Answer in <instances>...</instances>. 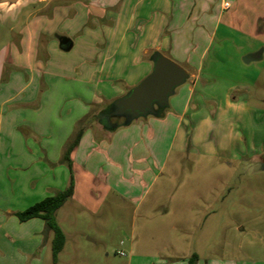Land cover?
I'll use <instances>...</instances> for the list:
<instances>
[{"label":"rangeland","instance_id":"rangeland-1","mask_svg":"<svg viewBox=\"0 0 264 264\" xmlns=\"http://www.w3.org/2000/svg\"><path fill=\"white\" fill-rule=\"evenodd\" d=\"M60 1L35 0L22 6L15 18L12 13L0 15V48L10 40L12 31L9 29L14 31L17 22L20 27H25L30 19L28 13L35 12L36 6L49 10ZM101 1L103 3L76 0L69 3V8L65 4L57 12L63 16L59 14L49 25L57 27V34L68 30L75 42L73 47L62 51L50 43L46 56L37 52L33 62L35 70L27 72L24 78L30 79L26 85L22 79L9 81L8 78L0 83V99L6 96L8 89L10 93L16 92L14 98L2 104L4 119L8 114L14 128L8 127L9 130L0 136V172L13 180L18 178L20 182L15 185L9 182L6 186L7 206L23 210L63 189L70 174L75 183L74 176L80 170L74 163L68 165L62 160L64 148L82 122L90 117L81 120L83 107L88 104L87 111L92 113L93 106L88 102L95 96H106L112 85V82L97 77L86 81L85 68L88 70L89 66L87 61L83 62L89 48H100L94 39H97V33H103L109 27L107 19L121 5L120 0ZM211 1L209 7L214 5L216 15L220 0ZM226 1L229 6L216 20L219 25L217 35L202 57V74L206 77L198 78L195 93L208 97L224 94L231 100L232 95L238 97L241 92L231 90L229 86L244 80L245 94H241L240 99L250 114L246 117L243 111L237 110L218 116L210 110L212 124L199 125L197 131H192L194 141L191 134L182 143L176 140L167 152L166 165L155 182L143 188L142 180L146 181V178L138 179L131 191L124 187L131 178L126 180L124 177L140 172L137 169L142 161L139 152L133 147L126 153L116 148L109 156L106 148L98 146L102 139L105 144L108 142L104 137L110 132L106 128L98 131L87 127L92 133V139L90 136L89 139L96 147L86 146L83 150L101 153L103 165H107L101 171L115 170L121 181L116 183L114 178H107L108 190L100 180L103 172L97 175L98 182L80 179L77 194L67 198L54 211L55 223L64 235L54 263L52 232L45 229L43 219L35 217L20 222L13 217L21 227L16 233L11 226L3 228L0 223V264H178L183 260L186 262L192 252L197 255L194 264H264V169L256 163L245 165L247 162L239 161L255 150L257 152L250 159L255 157L264 163V0ZM146 5V1L138 3L137 8ZM154 14H158L155 9L148 12L149 16ZM165 14L162 32L168 37L171 21L169 13ZM191 22L189 31L200 27L208 39L211 21ZM184 27L181 38L187 41L191 33H184L188 31ZM89 29H97L96 35L84 36ZM55 33H51L53 40ZM103 36L104 33L102 40ZM204 45L203 41L193 37L188 49L170 54L166 51L165 56L188 72H194L195 61ZM247 48L262 55L249 65L243 58ZM244 68L250 70L243 71ZM8 74L7 69L4 75ZM188 80L175 87L174 94L182 93L190 85ZM113 85L120 87L121 94L131 87L126 88L121 82H113ZM163 108L164 116H174L169 105ZM153 118H156L153 114L139 116L131 124L134 126ZM121 120L118 116L110 117L111 124ZM32 127L38 132L35 136L31 133ZM165 128L167 143L171 129L169 125ZM148 131H144L145 138ZM66 134L68 140L63 142ZM138 137H141L140 133ZM60 143L62 147H59ZM179 144L181 148L177 149ZM24 148L36 160L33 165L28 161L26 168L21 167L24 160L20 161L18 156L19 150ZM126 163L128 170H124ZM96 171H100L99 168ZM23 172L36 173L31 192L26 189V184H22L24 180L20 173ZM0 213L6 214L2 208ZM5 218L8 220L9 214ZM118 251L124 255H119Z\"/></svg>","mask_w":264,"mask_h":264},{"label":"crops","instance_id":"crops-1","mask_svg":"<svg viewBox=\"0 0 264 264\" xmlns=\"http://www.w3.org/2000/svg\"><path fill=\"white\" fill-rule=\"evenodd\" d=\"M34 1L35 0H28L27 3L20 5L16 10L0 15L5 16L9 13H12L13 18H15L22 6L34 3ZM75 1L76 0H62L59 2L60 4H55L53 7H51V9L49 8V10H41L42 8L40 6H36L37 9L35 12L28 13L30 19L25 27H20L17 22V26H15L14 31L12 28L9 29V31H12L10 40L8 44L0 48V83L1 81H6L9 78V81H18L22 79L26 85L30 79L24 78L27 76V72H30L34 69L35 65H33V62L37 58V52L42 56H46V52L47 49L49 50L50 43H53L54 45L56 44L57 47L62 51H69L73 47L75 42L71 39L69 31L67 30L66 33L62 32V34H57L55 33L57 27L50 26L49 23L55 20L59 14H61L59 16H63L62 13H57L59 9H62L65 4H67V7L69 8V3ZM89 1L103 3L101 0ZM113 1L114 0L111 2ZM145 1L147 2L146 6L137 8L138 3ZM119 2L121 4L120 8L110 15L108 19V16L106 17L109 27L103 30L104 40L101 38L103 33L99 32L96 35L97 29H89V32L84 33V36L89 34L96 35L97 39L95 38L94 40H97L98 46H100V48H89V52H87V54L84 56L83 62L87 61L89 66L88 70L85 68L86 74H88L86 81L95 80L97 77L100 78L99 80L105 79L109 83L112 82V85L109 87V91L106 96L101 98H96L95 96L92 101L88 102L93 106L92 113L91 110L89 112L87 111L88 104L83 107L84 115L81 120L83 121V118L90 116L89 121H83L86 129L80 135L77 144L71 149L68 155L69 164L74 163V165L80 170L78 175L74 176L75 183L72 194L73 196L77 194L80 179H86L87 181L94 179L96 182H98L99 177H97V175L100 176L102 172L103 178L100 177V180L104 181L103 185H105V189H110L107 178H114V182L116 181V183L121 181L120 175L116 173L117 171L108 169L101 171V169H104L107 166L106 164L103 165L104 156L101 153L98 152L95 154L83 150V148L86 146H94L93 148L96 147L95 143L89 139V136L92 139V133L89 130L90 128L87 127H94L98 129V131H102L106 128V131L110 132L106 137H104L108 139H106L108 142L105 144L104 140L102 139L98 146L100 149L102 147L104 149L106 148V152L109 156L114 154L113 152L116 148H121L120 150L122 153H126L128 149L131 151L132 147L139 152V157L142 158V161H140V165L137 166V169L140 172L137 174L129 173V175L126 174V177H124L126 180L131 178V181H126L124 185L125 190L131 191V186L138 183V179L142 180L146 178V181L142 180L144 182L143 188H146V186L147 188L151 186L161 171L164 169L168 157L167 152H170L169 150L174 147L175 141L181 140L182 143L189 134H191L193 141L196 140L195 134L192 133V131H197L199 129V125H211L213 121L212 114L220 116L229 113L230 111L236 112L237 110L243 111L244 115L246 114V117L248 114H250L249 111L247 112L244 102H242L240 99V95L245 94L244 90L246 87L243 85L244 80L237 81L232 86H229L231 90L236 89L241 92L238 97L232 95L231 100H229V97L226 95L224 96V94L208 97L205 94L201 95L195 93L198 78L206 77L202 74L203 70L201 67L203 54L206 48L209 46L210 41L217 35L219 25L216 23V20L219 18L222 11L229 6L228 1L220 0L216 15L215 11L213 12L214 5L209 7V4H212L211 0H120ZM225 3H227V5H225ZM122 4H124V7ZM154 9L157 10L158 14L149 16L148 12ZM165 13H169L171 21V23H169L171 29L168 37H166V34H163L162 32V26L165 25ZM99 18L102 19L103 17L99 16ZM207 19L210 20L212 24L210 25L211 28L208 39H206V33L199 29L200 27L196 26L192 28L191 31H189L192 25V20H195V23H204ZM185 25L186 27H184ZM183 27L188 30L184 31V33H191V37L189 40L187 39V41L184 38H181V30ZM225 31H228V28L225 27ZM51 33L56 34H54L55 40L51 38ZM60 36H65L69 40V49L65 50L61 47L58 40ZM193 37L200 39L205 45L201 49L198 60L195 61V71H187L189 74L188 81H190V85L188 84L182 93L179 94L175 92L174 94L173 92V95L169 96L168 98V105L170 109L174 110V116L155 115L156 118L147 120L145 123H136L134 126H132L131 121L129 124H126L123 129L118 131L116 129L119 126H111V123L109 122L110 119L108 122H106L105 117H101L99 120L92 118V115L95 114L96 111L100 110L102 106L108 104L111 99L113 100V98L122 95L120 93V87L118 85H113V82H121L126 88L133 86L151 70L152 61L150 59V55L152 52L159 51L165 55L166 51L169 52V54L173 51H185L192 43ZM255 54L256 57H254ZM261 56L262 55H260V53H256L253 51V49L247 48L243 58L245 59L244 62L249 65L253 59H259ZM188 60L189 59H186V61ZM7 69L9 70V74L8 76H5L4 74ZM246 69L247 68H244V70H242L245 71ZM208 74L209 73L207 72V75ZM2 85L3 84H1V86ZM9 91L10 90L8 89L6 96L0 99V136L2 132H7L9 130L8 127H13V122L8 118V114L4 119L2 108V104L10 101L16 95V92L10 93ZM205 99L206 101H204ZM247 124L249 123H246V125ZM167 125L170 126L171 135L168 138L169 142L166 143L167 133L164 131ZM228 127L230 128L231 126L229 125ZM108 128L114 129L109 130ZM147 129L149 130L148 137L145 138L143 134ZM230 129L233 128L231 127ZM91 130L94 132L92 128ZM31 133L34 136L38 134V132L35 130V127H32ZM139 133L141 134L140 138L138 137ZM231 134L232 133H229V135ZM29 135L30 133L27 134V136ZM234 135L235 134H233V136ZM66 140H68L67 134L65 137H63V142ZM59 147H62L61 143ZM180 148L181 144L177 146V149ZM29 149H32V146H30ZM256 152L257 151L253 150L252 154ZM252 154L246 156V158L243 160H239L240 158H238V160L240 162L244 161V163L247 162L245 165L256 163L255 165L258 166L260 163H262L255 157L250 159ZM18 156L20 161L24 160V163H21V167L25 166L26 168L28 161L31 163V165L36 163L34 156H32L31 153L29 154L25 148L19 150ZM230 157L235 158L233 156ZM101 164L102 166L99 167ZM127 167L128 163H126L124 170H128ZM98 168L100 171H96ZM35 174V172L20 173V175H23L22 177L24 180L22 184L27 185L26 189H28L29 192L32 190V184L36 181L34 178ZM5 175L6 173L0 172V208H2L4 213L9 214V219L7 220L5 218L6 214L4 215L0 213V223L2 226H4L3 228L6 226H11L14 228L12 231L16 233L21 230V227L15 223V218L13 217H16L14 213L18 211L19 208L14 207L13 205L7 206L5 204V200L7 198L6 186L10 183L13 185L20 184V182L17 181L18 178L13 180L12 178L8 176L6 177ZM135 175L137 176V181L135 180ZM130 194L132 193L130 192ZM0 240L2 241L1 238ZM179 258L185 259V257ZM135 263L138 264V262ZM178 264H186V262L183 260V262H179Z\"/></svg>","mask_w":264,"mask_h":264},{"label":"water","instance_id":"water-1","mask_svg":"<svg viewBox=\"0 0 264 264\" xmlns=\"http://www.w3.org/2000/svg\"><path fill=\"white\" fill-rule=\"evenodd\" d=\"M27 1L0 0V14L16 10ZM58 40L63 49H69L70 43L65 36H60ZM150 59L151 70L138 83L110 102L106 122L111 116H118L122 118L121 123L126 125L139 116L156 114L158 109L168 105V98L175 87L189 77L187 70L159 51L152 52ZM259 167L264 169V163H260Z\"/></svg>","mask_w":264,"mask_h":264},{"label":"trees","instance_id":"trees-1","mask_svg":"<svg viewBox=\"0 0 264 264\" xmlns=\"http://www.w3.org/2000/svg\"><path fill=\"white\" fill-rule=\"evenodd\" d=\"M109 103L102 106V108L93 114L92 118L99 120L101 117H106V114L108 112ZM164 113V108L158 109L157 113L154 115L162 116ZM89 121L86 120V122ZM129 124V123H128ZM123 125L121 122H119L116 126ZM84 122L78 127V129L75 131L73 138L66 144L63 154H62V160L66 162V164H69V152L71 149L77 144L78 139L80 135L83 133L85 129ZM109 130H112L114 128H108ZM74 189V178L72 174H70L68 183L66 186L56 191L52 195H48L40 199L39 201H36L35 203L27 206L23 210H18L14 214L16 218L22 222L26 221L28 219L39 217L44 220L45 223V229L52 232V239H51V257L52 262L54 263L56 260L57 252L61 249L63 242H64V235L61 231V229L58 227V225L55 223L54 220V211L62 205V203L69 198L73 194ZM197 258L196 253H191V255L187 258L186 264H194L195 260Z\"/></svg>","mask_w":264,"mask_h":264},{"label":"built area","instance_id":"built-area-1","mask_svg":"<svg viewBox=\"0 0 264 264\" xmlns=\"http://www.w3.org/2000/svg\"><path fill=\"white\" fill-rule=\"evenodd\" d=\"M225 5H227V3H225ZM119 255H124V253L122 251H118Z\"/></svg>","mask_w":264,"mask_h":264},{"label":"flooded vegetation","instance_id":"flooded-vegetation-1","mask_svg":"<svg viewBox=\"0 0 264 264\" xmlns=\"http://www.w3.org/2000/svg\"><path fill=\"white\" fill-rule=\"evenodd\" d=\"M110 122V121H109Z\"/></svg>","mask_w":264,"mask_h":264}]
</instances>
